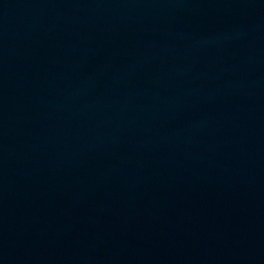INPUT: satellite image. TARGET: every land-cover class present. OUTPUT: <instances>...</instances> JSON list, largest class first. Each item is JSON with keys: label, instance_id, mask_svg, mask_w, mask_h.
I'll list each match as a JSON object with an SVG mask.
<instances>
[{"label": "water", "instance_id": "obj_1", "mask_svg": "<svg viewBox=\"0 0 264 264\" xmlns=\"http://www.w3.org/2000/svg\"><path fill=\"white\" fill-rule=\"evenodd\" d=\"M0 264H264V0H0Z\"/></svg>", "mask_w": 264, "mask_h": 264}]
</instances>
